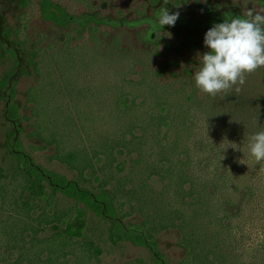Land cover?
Wrapping results in <instances>:
<instances>
[{
    "label": "rangeland",
    "instance_id": "obj_1",
    "mask_svg": "<svg viewBox=\"0 0 264 264\" xmlns=\"http://www.w3.org/2000/svg\"><path fill=\"white\" fill-rule=\"evenodd\" d=\"M54 1L71 14L117 25L100 26L97 37L85 32L72 39L74 33L43 21L35 2L23 8L19 0H0V80L12 72L0 88V264H264V162L250 156L243 164V105L218 129L203 109L196 111L197 101L195 113L185 117L181 90L198 89L200 53L141 39L146 26L130 24L152 13L150 0ZM191 2L178 9L196 17L199 8ZM213 2L245 6L248 0H206ZM117 48L128 52L118 56ZM33 52H39L37 69L30 64ZM186 67L191 75L182 77ZM256 75L264 76V68ZM13 90L23 117L16 125L7 118ZM125 96L127 106L121 105ZM16 138L37 166L95 192L102 185L116 197L125 229L143 235L148 246L114 245L112 223L90 211L83 238L57 237L47 222L77 215L76 203L62 194L46 215L31 218L22 201L24 175L8 147ZM69 153L78 155L75 168L58 159ZM243 177L255 188L251 204L242 202Z\"/></svg>",
    "mask_w": 264,
    "mask_h": 264
},
{
    "label": "trees",
    "instance_id": "obj_2",
    "mask_svg": "<svg viewBox=\"0 0 264 264\" xmlns=\"http://www.w3.org/2000/svg\"><path fill=\"white\" fill-rule=\"evenodd\" d=\"M20 5L23 8L29 7L32 3H36L40 12L41 19L45 22L53 24L55 27L65 30L66 32L74 33L72 39H78L85 32H89L91 35L97 37V31L100 26L110 23L112 26L117 24L108 22L107 20L100 18L96 15H76L71 14L65 7L56 3L54 0H19ZM185 0H150L148 1L152 7V13L149 15H142L139 17L137 22H133L130 26L145 25L146 28L142 31L141 39L144 42L151 44L152 46H158L163 43L168 46L172 43L173 48L181 52L183 50H188L190 52L203 54L209 49L204 45V36L205 33L213 27L216 23H222L225 21L227 16H239L243 15L249 9H261L264 8V0H248V3L245 6H240L239 4L232 3H223L222 5L213 2V4L206 3V0H195L191 2L192 9L199 8L197 11L196 17H189L187 12H181L179 7L183 4ZM201 2V3H200ZM203 3V4H202ZM196 4V6H194ZM163 7L168 8L169 14L179 13V17L175 22L174 26L165 25L161 28L158 24L159 13ZM7 37L12 38V32L7 31ZM18 43H22L19 40H16ZM26 44V43H25ZM118 56L126 54L128 51L125 49H120ZM130 52V51H129ZM39 52H33L34 60L30 62L33 65L34 69H37L39 61L37 62V57ZM9 54L14 58L15 52L9 51ZM199 54V55H200ZM0 60H2L0 56ZM123 64H127L124 63ZM164 67H166L164 65ZM190 67L184 69L183 75L190 76L189 72ZM163 67H160L159 74L163 73ZM256 74L261 75V69L257 72L249 75L245 83V96L235 93L234 91L228 95H219L215 98L203 94L204 99L200 100L199 89L190 90L186 89L185 85L182 86L181 94L182 106L180 109L185 112V117L187 118L190 112L195 113L193 109V104L197 101V109H203L205 115L212 122H216L217 129L221 125H227L230 123V120L234 118L237 105L241 103L243 109L241 113L244 116V142L243 146V164L250 157L247 149L248 138L259 131H264V76H257ZM12 76V72L7 73V77H2L0 80V88H5L7 86L8 77ZM181 77V76H180ZM69 85V82H68ZM260 92V93H258ZM256 96H253V94ZM16 96L15 90L10 93V97L13 100L8 107L7 118L14 125L21 122L23 117L21 114L20 106L14 101ZM198 98V99H197ZM129 101L128 96L123 97V103L121 105L127 106ZM240 101V102H239ZM243 101V104H242ZM245 101V105H244ZM210 104V106H209ZM166 104L159 105V109L162 113H165L168 108ZM208 106V107H207ZM260 108L263 113L258 109ZM255 110L259 111V117L257 114L256 120L253 119ZM241 114V115H242ZM221 127V126H220ZM20 132V130H18ZM40 136V135H39ZM14 133H10L9 139L13 140ZM202 149L203 145H199ZM9 151L14 154V158L19 166V170H22L24 179L26 182L25 189L23 193H26L24 196L21 195L23 205L25 206L28 214L30 213L31 218L34 216L41 217V215H46L47 211L55 206L56 200L59 194L64 195L65 197L73 200L76 203L77 215L75 220L71 221L68 219H56L53 221L47 222L52 229L56 231L57 237L66 236L69 238H83L84 237V228L86 227V212L90 211L94 213L97 217L106 219L112 223L110 231V240L115 245L119 242H129L134 246L145 248L148 245L146 238L138 234L135 231L126 230L124 225L121 223L119 212L116 209V197L106 191L102 185L97 192L92 189H89L80 184L77 180L68 179V177L46 170L37 166L32 157L24 151V147L21 143V140L16 138L11 146ZM120 154H123L120 152ZM247 154V155H246ZM246 155V156H245ZM228 156V155H227ZM253 158V157H252ZM58 159L72 168H75L74 163L78 162V155L76 153L64 154L63 156H58ZM254 158L252 159V161ZM0 159V164H1ZM219 168L224 171L226 163H224V158H219ZM126 163L120 165V171H124ZM232 166H236L234 163ZM218 168V169H219ZM217 169V170H218ZM218 172V171H217ZM231 172V170H230ZM228 173V172H227ZM3 175V168L0 167V177ZM82 176V172L80 171ZM99 181V179H96ZM213 189L218 191V184L214 182L212 184ZM206 190V189H205ZM235 191L238 193L239 189L235 186ZM255 188L246 183L245 177L242 178V202L251 204V198L255 196ZM193 194V192H192ZM200 199L197 201L199 204H205V198L202 196V191L196 193ZM213 194V192H212ZM227 199H231V194L226 196ZM195 198V197H194ZM203 199V201H201ZM83 208H80V207ZM80 222L81 226H76V223ZM58 223L60 225L58 226ZM62 226H65L62 228ZM156 256L162 258V255L158 251V245L154 242L151 244ZM191 252V251H190ZM161 264H164L162 262Z\"/></svg>",
    "mask_w": 264,
    "mask_h": 264
},
{
    "label": "clouds",
    "instance_id": "obj_3",
    "mask_svg": "<svg viewBox=\"0 0 264 264\" xmlns=\"http://www.w3.org/2000/svg\"><path fill=\"white\" fill-rule=\"evenodd\" d=\"M178 17V12L169 14L163 7L158 24L161 28L174 26ZM204 45L209 50L199 55V69L194 73L196 87L213 98L240 93L247 77L264 68V8L227 16L224 22L214 24L205 33ZM247 149L256 164L264 162V131L248 138Z\"/></svg>",
    "mask_w": 264,
    "mask_h": 264
}]
</instances>
